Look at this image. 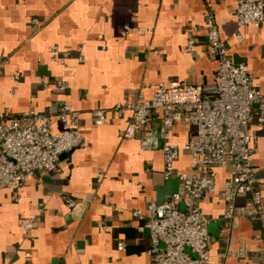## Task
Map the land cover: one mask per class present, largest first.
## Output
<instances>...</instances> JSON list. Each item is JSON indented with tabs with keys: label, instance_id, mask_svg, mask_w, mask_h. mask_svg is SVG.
Returning <instances> with one entry per match:
<instances>
[{
	"label": "crops",
	"instance_id": "obj_1",
	"mask_svg": "<svg viewBox=\"0 0 264 264\" xmlns=\"http://www.w3.org/2000/svg\"><path fill=\"white\" fill-rule=\"evenodd\" d=\"M236 1L0 0V112L50 114L56 132L57 112L67 104L79 112L85 136L84 146L62 154L54 170L0 190V264H154L149 231L131 211L145 209L150 200L163 202L178 180L164 179L159 149H141L137 136L124 137L129 113L108 112L96 126L91 111L149 98L158 83H211L217 61L205 41L208 13L230 59L245 62L255 87L264 91V23L238 26L231 13ZM190 26L197 28L193 53L185 51ZM53 45L64 55L62 63L51 60ZM159 117L151 122L157 135ZM247 130L264 199V127L253 120ZM189 134L178 123L158 136L160 144L178 146L175 167L184 172H191L183 150ZM215 176L221 190L226 170L215 169ZM68 199L76 205L68 207ZM198 207L209 219V264H264V222L223 219V202L213 195ZM26 219L33 226L23 230L20 221ZM120 241L123 250L117 249Z\"/></svg>",
	"mask_w": 264,
	"mask_h": 264
},
{
	"label": "built area",
	"instance_id": "obj_2",
	"mask_svg": "<svg viewBox=\"0 0 264 264\" xmlns=\"http://www.w3.org/2000/svg\"><path fill=\"white\" fill-rule=\"evenodd\" d=\"M231 13L238 26H259L264 23V1L237 0ZM32 22L39 23L37 19ZM204 27L208 54L217 61L211 83H158L149 98L123 100L109 111L100 108L91 111L96 126L104 123L108 112L115 117L129 113L124 137L137 136L141 149H159L164 179L178 180L176 190L163 202L150 200L145 209L131 211L149 231L148 254L154 264H209L210 238L206 229L209 219L198 207L199 200L206 195L223 202L225 220L242 216L254 223L264 222L261 178L253 161L255 141L247 130L253 120L264 127V91L255 87L245 62L230 59L212 13L205 16ZM196 31L195 26L188 29L190 35L185 45L188 53L196 48ZM236 38L242 40L239 33ZM59 51L58 46L48 48L51 60L62 63L64 55ZM58 87L63 89L65 84L59 83ZM159 113L161 130L157 135L151 122ZM57 117L60 129L54 132L49 124L50 114L29 109L8 117L0 112V190L20 187L36 175H46L56 168L62 154L84 146L79 112L64 104ZM178 123L190 129L183 150L189 156L191 172L175 167L179 156L177 145L159 143L158 136L166 137L167 131ZM217 168L226 170L221 190L216 186ZM97 178L100 180L101 175ZM237 199H243L241 205L236 204ZM179 202L184 203L183 209L178 207ZM74 205V200H67L68 207ZM32 226V220L20 221L23 230ZM124 246L122 241L117 243L118 250Z\"/></svg>",
	"mask_w": 264,
	"mask_h": 264
}]
</instances>
